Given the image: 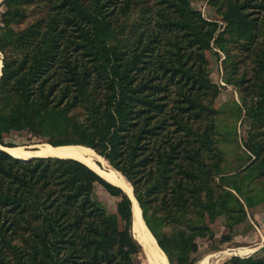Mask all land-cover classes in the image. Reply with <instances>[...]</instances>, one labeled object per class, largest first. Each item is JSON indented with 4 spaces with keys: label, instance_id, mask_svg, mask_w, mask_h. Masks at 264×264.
<instances>
[{
    "label": "trees",
    "instance_id": "trees-1",
    "mask_svg": "<svg viewBox=\"0 0 264 264\" xmlns=\"http://www.w3.org/2000/svg\"><path fill=\"white\" fill-rule=\"evenodd\" d=\"M193 1L0 2V144L28 131L94 149L132 185L170 264H197L218 217L230 240L264 203V0H208L225 26ZM215 48L251 120L234 165L219 147ZM133 225L131 198L85 163L0 148V264H140Z\"/></svg>",
    "mask_w": 264,
    "mask_h": 264
},
{
    "label": "rangeland",
    "instance_id": "rangeland-1",
    "mask_svg": "<svg viewBox=\"0 0 264 264\" xmlns=\"http://www.w3.org/2000/svg\"><path fill=\"white\" fill-rule=\"evenodd\" d=\"M1 1L3 0H0V2ZM193 6L200 10L203 13V16L209 21H217L220 25L225 26V23L221 20V16L217 13L216 9L208 4V0H194ZM1 10L2 8H0V12ZM206 55L209 62L210 77L220 87V93L214 101V106L221 110L217 119V124L220 132L219 147L220 149L225 151L228 162L234 165L236 164L238 154H241L242 152L239 145L242 144V142L244 143V141H246L249 137L251 120L245 117L244 109L241 116L239 115L241 111L238 106H244L240 99V90L238 89V87H236L234 84L227 83L224 80L225 70L223 60L226 59L225 53L218 48H215V50L207 51ZM2 57L3 55L0 52V58L3 65ZM49 139V136H42L40 134H33L31 132L24 131L11 133L6 137V142L17 145L12 148H24L26 149V151L34 152L38 150L36 146H53L51 143L47 142ZM53 147H82L90 150L91 152H96L90 147L79 144H66ZM4 149L8 150L9 148L4 147ZM20 159L26 160V158ZM94 160L98 168H101L102 170H106L108 172L114 171L124 178L121 173L112 168L108 161L100 156L97 152L95 153ZM127 183L132 186L129 182ZM96 195L101 204L107 209L109 213L116 214V197L110 196L106 192V190L101 187H98ZM134 208L135 206L133 200V210ZM246 210L247 218L242 223L235 226L233 232L231 233L230 240L226 239V235L229 233V229L226 225L227 217L225 215L218 217V219L211 224L213 235L205 238H199L197 240L199 244L197 264H233L232 258L234 256L246 258L251 255L262 256L264 254V203H261L252 208L246 207ZM136 220L137 217L134 210L133 233L143 246V250L139 253L137 260L140 264H157V255L153 252V248H150L149 244L146 241L142 240ZM160 249L163 251L161 247Z\"/></svg>",
    "mask_w": 264,
    "mask_h": 264
},
{
    "label": "bare ground",
    "instance_id": "bare-ground-1",
    "mask_svg": "<svg viewBox=\"0 0 264 264\" xmlns=\"http://www.w3.org/2000/svg\"><path fill=\"white\" fill-rule=\"evenodd\" d=\"M2 68V62L0 58V73ZM38 148L37 151H26L24 148H9L8 151L11 155L20 158H26V160L31 159L32 157L35 158V156H54V157H61V158H71L79 160L89 167L93 169H97L100 175L103 176V178L107 179L109 182L119 185L120 187L124 188L125 191L131 196V198L134 200V210L137 217V226L140 231V235L142 240L146 241L149 244L150 248H153V252L157 255V264H170L169 260L166 256V254L160 249L155 237L147 227L145 220L142 216L141 208L134 198L132 186H130L126 180L121 177L118 173L111 171L108 172L106 170H102L101 168H98L95 160V153L91 152L90 150L82 147H71V148H55L53 146L49 145H40L36 146ZM29 158V159H27ZM106 162V161H105ZM152 250V249H151Z\"/></svg>",
    "mask_w": 264,
    "mask_h": 264
},
{
    "label": "water",
    "instance_id": "water-1",
    "mask_svg": "<svg viewBox=\"0 0 264 264\" xmlns=\"http://www.w3.org/2000/svg\"><path fill=\"white\" fill-rule=\"evenodd\" d=\"M3 66V65H2ZM1 75H2V69H1V73H0V77H1ZM14 146H17V145H14ZM14 146H10V147H14ZM0 148L1 149H3V150H5L4 149V146L3 145H1L0 144ZM6 151V150H5ZM119 172V171H118ZM120 173V172H119ZM126 180V179H125ZM108 181V180H107ZM122 188V187H121ZM124 191H125V189L124 188H122ZM126 192V191H125ZM127 193V192H126ZM133 194H134V190H133ZM127 195L131 198V196L127 193ZM135 196V195H134ZM131 200H132V198H131ZM133 201V200H132Z\"/></svg>",
    "mask_w": 264,
    "mask_h": 264
}]
</instances>
